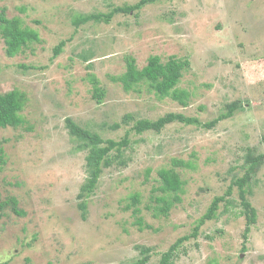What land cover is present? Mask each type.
<instances>
[{
    "label": "rangeland",
    "instance_id": "obj_1",
    "mask_svg": "<svg viewBox=\"0 0 264 264\" xmlns=\"http://www.w3.org/2000/svg\"><path fill=\"white\" fill-rule=\"evenodd\" d=\"M139 2L0 0V13L20 18L40 37L14 58L0 38V95L16 89L27 95L24 123L0 130L6 160L0 203L18 202L0 211V264H132L141 247L153 250L148 264H158L163 252L193 233L214 198L225 195L232 175L244 176L247 149L264 154V0H163L114 15L108 24L73 25L80 14H108ZM61 41L63 52L54 58ZM153 56L188 61L178 83L190 94L188 107L149 93L146 84L126 92L117 80L126 73V58L141 70ZM91 76L104 92L102 103L93 98ZM233 102L239 103L234 115L211 129L176 122L160 133L131 131L141 119L173 113L207 124ZM129 114L133 120L125 125ZM68 118L104 140L118 142L130 132L126 164L103 172L86 219L77 196L87 153L75 151ZM115 124L121 127L113 130ZM172 160L192 168L176 169L185 182L182 201L168 217L155 218L149 207L160 193L152 190ZM251 188L257 223L249 235L244 238L246 217L234 187L226 198L233 205L220 204L217 219L180 248L175 264H264V164Z\"/></svg>",
    "mask_w": 264,
    "mask_h": 264
},
{
    "label": "trees",
    "instance_id": "obj_2",
    "mask_svg": "<svg viewBox=\"0 0 264 264\" xmlns=\"http://www.w3.org/2000/svg\"><path fill=\"white\" fill-rule=\"evenodd\" d=\"M159 1L163 0H140L136 5L117 7L108 14H80L73 20V25L80 27L90 22L108 24L114 15L131 14L140 10L145 5ZM0 38L4 41L5 54L9 58H14L26 50L31 49L30 46L39 42L40 39L38 32L24 27L20 18H7L5 11L0 13ZM65 43L66 42L61 41L54 48V58L61 55ZM84 60L89 61L90 59L84 57ZM125 61L127 64L126 73L117 80L121 82L126 92L132 90L135 91L139 85L146 84L149 93L154 92L160 99L170 98L173 101L178 102L181 106L188 107L190 94L187 91L178 88V83L182 78L183 71L189 66L188 61L170 58L166 63H163L160 57L153 56L149 58L148 64L141 70H138L134 59L129 57L126 58ZM91 81L94 85L93 98L97 100L98 103H102L104 92L94 76H91ZM26 103V93L18 89L0 95V130L9 127L17 128L24 123L21 112L25 108ZM225 108L226 111L224 113L220 114L216 119L207 124H203L197 118L173 113L159 118L156 121L141 119L136 122L131 131L136 134H143L148 131L160 133L168 125L176 122L188 126L194 125L201 126L205 129H211L222 120L230 119L239 108V103L233 102L227 104ZM131 120H133V117L130 114L126 115L123 117V124L128 125ZM65 123L68 135L71 138V141L75 144V151L87 153L85 157L86 179L80 187L77 196L78 201H80L79 210L82 211V216L86 219L88 211L87 200L91 195L95 194L103 172L116 163L120 166L126 164L122 155L124 154V149L131 144L129 138L130 132L126 133L125 137L117 142L109 139L104 140L98 133L83 128L71 118L66 119ZM120 127L121 124H115L111 128L116 130ZM261 142L264 144V134L262 135ZM252 154L254 155L252 150L248 148L246 156L241 158L244 161L243 165H241V167L245 169L244 176L239 178L237 175L235 176L228 173V175H232V179L225 195L214 198L206 214L197 221L193 233L177 240L166 252H163L160 255L158 264L176 263L179 258L180 248L191 239L198 238L199 232L204 224L217 219L220 204L226 202V207L233 205V201L229 199L227 200L226 198L232 196L234 187L238 190L240 205L243 209L240 215L246 217L247 228L244 232V238L249 235L250 227L257 223V211L252 206L248 196L253 195L251 185L253 184L257 170L264 164V154H260L259 156H253ZM5 165L6 160L4 158L3 150L0 147V173L3 172ZM179 167L192 168V165L191 163H186L184 161L172 160L171 168L162 169L158 173L159 186L152 191L160 194L154 196L153 200L155 205L151 209L149 207V210L153 211L155 218H160L161 216L168 217L171 210L182 201L181 196L184 193L185 182L182 181L179 172L176 171ZM131 200L135 207V214H139L140 210L137 209V204L140 203V195H133ZM9 204L17 207L18 202L15 199H11L10 202L7 201L5 203H0V211H3ZM16 209L17 208L13 209L16 215H24L22 210ZM126 210H129V206ZM136 222L141 226L143 220L142 218H139ZM139 250L140 257H138L135 263L132 264H148L151 260L153 250L147 247H141ZM244 250L245 248L243 251Z\"/></svg>",
    "mask_w": 264,
    "mask_h": 264
}]
</instances>
